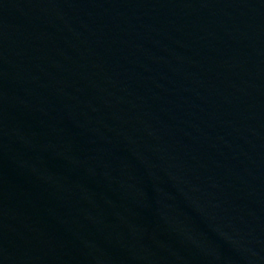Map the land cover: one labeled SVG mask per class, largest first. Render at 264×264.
<instances>
[{
    "label": "water",
    "instance_id": "95a60500",
    "mask_svg": "<svg viewBox=\"0 0 264 264\" xmlns=\"http://www.w3.org/2000/svg\"><path fill=\"white\" fill-rule=\"evenodd\" d=\"M0 82L102 264H264V0H0Z\"/></svg>",
    "mask_w": 264,
    "mask_h": 264
}]
</instances>
